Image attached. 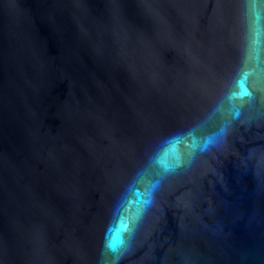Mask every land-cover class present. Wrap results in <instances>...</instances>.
I'll list each match as a JSON object with an SVG mask.
<instances>
[{"label":"water","instance_id":"obj_1","mask_svg":"<svg viewBox=\"0 0 264 264\" xmlns=\"http://www.w3.org/2000/svg\"><path fill=\"white\" fill-rule=\"evenodd\" d=\"M0 264H264V0H0Z\"/></svg>","mask_w":264,"mask_h":264}]
</instances>
